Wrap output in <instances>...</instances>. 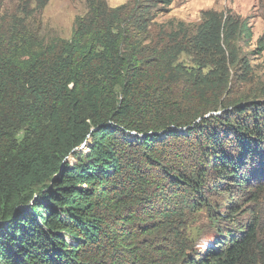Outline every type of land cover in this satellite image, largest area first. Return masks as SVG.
<instances>
[{
  "label": "trees",
  "instance_id": "trees-1",
  "mask_svg": "<svg viewBox=\"0 0 264 264\" xmlns=\"http://www.w3.org/2000/svg\"><path fill=\"white\" fill-rule=\"evenodd\" d=\"M152 1L87 0L68 40L44 39L25 8L0 16V264H264L263 183L245 165L254 155L264 176V119L222 120L248 138L232 147L206 117L251 25L207 9L195 28L155 35L157 2L173 0ZM194 136L200 168L173 170L170 140ZM204 165L226 183L224 212L205 195ZM202 207L215 232L197 249L183 230Z\"/></svg>",
  "mask_w": 264,
  "mask_h": 264
},
{
  "label": "rangeland",
  "instance_id": "rangeland-1",
  "mask_svg": "<svg viewBox=\"0 0 264 264\" xmlns=\"http://www.w3.org/2000/svg\"><path fill=\"white\" fill-rule=\"evenodd\" d=\"M0 0L3 5L0 16L6 21H11L15 15L24 16L23 8L27 9L29 13L33 14L28 21H30L35 31L44 39L53 40H68L75 27L76 19L87 12V0H48L47 2H39L38 0ZM111 7L120 6L123 4L133 7L138 2H146V0H106ZM156 3L155 0L152 1ZM158 6L163 8V11L157 10V16L154 19L156 25L153 26L155 35L158 33L161 26L171 30V25L178 26L184 23L189 29L195 28L202 20V13L207 9H215L218 11L232 10L235 14L243 19H247L251 25L253 35L250 39H242L238 41L237 45L240 49L239 58L241 59L236 68L233 66L231 70V80L227 90L223 94L222 107L208 114L206 117H213L214 120L207 130L212 129L217 131L218 136L225 141V144L232 147L237 145L236 140L246 141L247 137H238V132L230 133V131L223 132L222 120L226 122L229 117H232L234 123L239 122L241 125H246L245 122L256 121L261 122L264 119V2L263 0H173L172 4L167 5L162 1L157 2ZM25 19V17H23ZM263 37V41L260 39ZM182 62L192 67V57L189 55H182ZM261 102L260 114L257 115L256 106L253 103ZM248 104V109L243 105ZM237 105H242V109L236 110ZM252 105V106H251ZM229 111V112H228ZM210 115V116H209ZM263 115V117L261 116ZM245 122H242V120ZM259 120V121H258ZM262 127V126H261ZM209 128V129H208ZM263 128V127H262ZM264 130V129H263ZM205 140L198 139V136L180 139H171V151L167 163L173 167L185 169H199L198 159L192 157V154L199 152L205 146ZM257 141V140H256ZM204 144L201 146V144ZM250 144V143H249ZM202 147V148H200ZM85 150L88 149L86 144ZM190 154V155H189ZM244 154V153H242ZM237 156L244 158V155L238 151ZM239 158V159H240ZM70 160L74 161L71 156ZM201 160V159H200ZM241 160V159H240ZM254 155L250 154L245 164L250 173L257 176V183L260 185L262 197L264 199V176L259 173L260 166ZM257 166V169L255 168ZM201 169L207 171L205 178V186L208 188L205 195L209 202L218 207L221 211H225V204L229 200L228 194L221 193L218 190L220 183L226 184L216 166L209 165L201 166ZM255 180V179H254ZM164 189H168V182L160 183ZM215 189V190H214ZM248 213H243L240 217H247ZM184 233L188 238L189 244L193 248L203 249L211 242V236L215 230L210 223L207 208L190 212L185 219Z\"/></svg>",
  "mask_w": 264,
  "mask_h": 264
}]
</instances>
